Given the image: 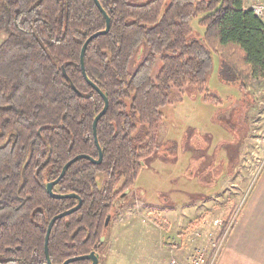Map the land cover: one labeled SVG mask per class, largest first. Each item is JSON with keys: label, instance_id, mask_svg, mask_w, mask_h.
Wrapping results in <instances>:
<instances>
[{"label": "trees", "instance_id": "1", "mask_svg": "<svg viewBox=\"0 0 264 264\" xmlns=\"http://www.w3.org/2000/svg\"><path fill=\"white\" fill-rule=\"evenodd\" d=\"M98 1L110 31L87 44L84 69L109 101L96 129L103 160L68 167L54 191L80 199H57L47 187L69 161L100 159L93 125L105 100L80 56L107 20L95 0H0V35L7 36L0 43V264H49L48 226L80 200L51 229L50 260L95 253L100 264L115 204L162 147L161 109L171 89L205 93L214 55L225 83L244 91L264 85V18L244 0ZM198 16L202 36L191 24Z\"/></svg>", "mask_w": 264, "mask_h": 264}, {"label": "rangeland", "instance_id": "2", "mask_svg": "<svg viewBox=\"0 0 264 264\" xmlns=\"http://www.w3.org/2000/svg\"><path fill=\"white\" fill-rule=\"evenodd\" d=\"M199 19L191 22L195 36L204 33ZM6 38L1 34L0 43ZM213 59L205 93L194 86L171 89L170 103L161 109L162 147L145 168H154L155 178L144 177L143 169L131 192L152 207L141 202L125 210L115 207L100 264H165L171 248L183 260L217 232L216 219L226 221L239 202H246L264 152V85L255 82L244 91L237 82L225 83L220 60ZM138 63L134 58L130 72ZM161 65L158 57L152 78ZM206 95L219 102L206 101Z\"/></svg>", "mask_w": 264, "mask_h": 264}, {"label": "crops", "instance_id": "3", "mask_svg": "<svg viewBox=\"0 0 264 264\" xmlns=\"http://www.w3.org/2000/svg\"><path fill=\"white\" fill-rule=\"evenodd\" d=\"M243 2L247 9L257 3L264 4V0ZM145 170L144 177L155 178L154 168L150 166V169ZM259 172L256 183L247 196L237 223L223 246L216 264H264V166ZM138 184L137 179L136 186ZM243 192L245 189L241 191L242 194ZM139 202L145 203L141 200L137 203Z\"/></svg>", "mask_w": 264, "mask_h": 264}, {"label": "built area", "instance_id": "4", "mask_svg": "<svg viewBox=\"0 0 264 264\" xmlns=\"http://www.w3.org/2000/svg\"><path fill=\"white\" fill-rule=\"evenodd\" d=\"M251 8L254 10V13L256 15H260V17H263L264 4L257 3L254 4ZM257 160L259 161L258 163L260 165L259 169L256 170L258 174L264 166V156L260 155V158H257ZM244 204L243 202H239V204L235 207V209H233L232 213L226 221H223L222 219H216L213 223L215 225V228H218L217 232H211L210 234H208L209 241L203 246L193 247L192 253H190L185 259H179L175 254V249L171 248V258L168 259V261H166L167 263L165 264H216L224 248L223 246H225L226 241L228 240L237 223L236 221L240 216ZM196 236H198V238L202 237L200 233H197Z\"/></svg>", "mask_w": 264, "mask_h": 264}, {"label": "water", "instance_id": "5", "mask_svg": "<svg viewBox=\"0 0 264 264\" xmlns=\"http://www.w3.org/2000/svg\"><path fill=\"white\" fill-rule=\"evenodd\" d=\"M98 8L104 13L105 15V20H107V27L105 30H102V31H98L96 33H94L92 36L89 37V39L86 41V43L84 44V47L82 49V53H81V66H82V70H83V74L84 76L86 77V79H88V81L91 83V85H93L97 90H98V93H100L102 95V97L104 98L105 100V106H104V109L103 111L98 115L96 116L95 118V121H94V125H93V130H94V136H95V139L97 142L98 141V137H97V127H98V122L100 120V117L102 116H105L107 110H108V107H109V101L107 99V97L104 95V93H102V91L92 82L89 80L88 76H87V73H86V69L85 68V53H86V49H87V44H89L93 39L99 37L100 35H105L108 33V31H110V18L108 17V15L105 13L104 9L101 7V4L98 0H95ZM98 144V142H97ZM98 148L100 150V159L98 161L94 160L92 157L90 156H87V155H79V156H76L75 158H73L71 161H69L64 167H63V170L60 174V176L58 177L57 180H54V182L52 183H49L48 184V193L50 194L51 197L53 198H57V199H62V198H71V197H75V198H78L80 199L77 195H73L72 193L71 194H59V193H55L54 192V187L59 183L60 179H62L64 177V175L66 174L67 170L69 169L68 167H70L72 164H74L75 162H77L79 159H82V158H87V159H90V160H93L97 163H100L102 161V158H103V154L102 153V150L98 144ZM81 200L80 202L78 203V205L76 207H74L73 209H70L68 211H65L63 213H60L56 216H54V218L51 220L49 226H48V229H47V235H46V241H45V254H46V257H47V260H48V263L49 264H52L51 263V260H50V254H49V239H50V235H51V232H52V228L54 227L55 223L57 222V220L61 219V218H64V216H67L75 211H77L80 207H81ZM110 221V218L107 219L106 221V224L108 225ZM80 259H88L92 262V264H99V256L96 255L95 253H91L89 255H83V256H79V257H74V258H71V259H68L64 264H70L76 260H80Z\"/></svg>", "mask_w": 264, "mask_h": 264}, {"label": "flooded vegetation", "instance_id": "6", "mask_svg": "<svg viewBox=\"0 0 264 264\" xmlns=\"http://www.w3.org/2000/svg\"><path fill=\"white\" fill-rule=\"evenodd\" d=\"M137 60L138 61H140V59H138L137 58ZM97 137H98V135H97ZM160 152V151H159ZM100 154V153H99ZM102 154V153H101ZM156 156V155H155ZM154 156V157H155ZM158 156H160V157H162V158H167L168 159V156H164V155H158ZM94 159V158H93ZM95 160V159H94ZM102 160H103V158H102ZM93 161V160H92ZM96 161H98V160H96ZM95 162V161H94ZM102 162V161H101ZM100 162V163H101ZM97 163V162H96ZM144 165H146V164H144ZM150 167V166H149ZM145 168H147V165L143 168V169H145ZM142 169V170H143ZM142 172V171H141ZM141 174V173H140ZM140 174H139V176H140ZM138 177V176H137ZM138 179V178H137ZM136 182H137V180H136ZM135 186H136V183H135ZM134 186V187H135ZM134 187H133V189H134ZM55 188V187H54ZM55 192V191H54ZM132 192V189H129V191H127V192H124L121 196H120V198L122 197V196H125V198H124V200H122L121 202H122V204L120 205L118 202L120 201V199L118 200V202L115 204V207H118V210L119 209H121L122 207H124V208H122V210H125L126 209V206L125 205H128V204H133L132 202H138V201H143L142 199H140L139 197H138V195H137V193H134L133 192V194L131 193ZM142 195H144V193L142 192ZM143 202H145V201H143ZM142 204H144V205H147V206H151L152 207V205H150V204H147V203H142ZM138 205V204H137ZM115 209V208H114ZM117 212V211H116ZM109 223H110V221H109ZM109 223H108V225H109Z\"/></svg>", "mask_w": 264, "mask_h": 264}]
</instances>
